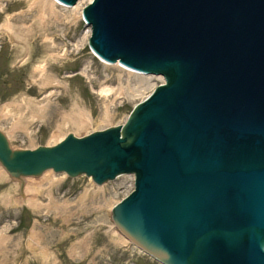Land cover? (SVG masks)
I'll use <instances>...</instances> for the list:
<instances>
[{"label": "water", "instance_id": "1", "mask_svg": "<svg viewBox=\"0 0 264 264\" xmlns=\"http://www.w3.org/2000/svg\"><path fill=\"white\" fill-rule=\"evenodd\" d=\"M82 18L100 59L163 84L83 137L13 149L0 130V167L12 181L132 175L110 220L145 255L264 264V0H92Z\"/></svg>", "mask_w": 264, "mask_h": 264}, {"label": "rangeland", "instance_id": "2", "mask_svg": "<svg viewBox=\"0 0 264 264\" xmlns=\"http://www.w3.org/2000/svg\"><path fill=\"white\" fill-rule=\"evenodd\" d=\"M88 3L51 17L34 0H0V130L13 149L122 125L163 83L100 62L81 18ZM132 188L131 176L99 187L52 171L12 181L0 167V264H159L112 233L110 210Z\"/></svg>", "mask_w": 264, "mask_h": 264}, {"label": "bare ground", "instance_id": "3", "mask_svg": "<svg viewBox=\"0 0 264 264\" xmlns=\"http://www.w3.org/2000/svg\"><path fill=\"white\" fill-rule=\"evenodd\" d=\"M87 1L90 2L91 0H87ZM34 3L37 5L38 10L40 11L39 13H41L42 15L51 16V17H57L58 11H57L56 7H64V8H67V6L62 5L61 3L57 2L56 0H34ZM101 63L104 64V65H107V64H105L103 62H101ZM115 66H120V65L115 64ZM129 72L130 73H133L135 75H140L141 78H142V76L145 77L144 75H141V74L136 73V72H133V71H129ZM95 132H97V131H95ZM61 138H62V136L58 137V139H56V143H58V141ZM111 230L113 231V232L112 231L111 232L114 234L115 233L114 227H112Z\"/></svg>", "mask_w": 264, "mask_h": 264}]
</instances>
